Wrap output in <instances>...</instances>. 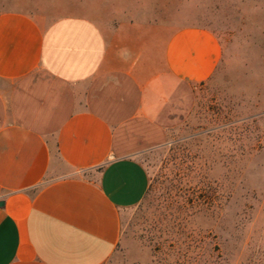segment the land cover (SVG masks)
Masks as SVG:
<instances>
[{"label":"crops","instance_id":"1","mask_svg":"<svg viewBox=\"0 0 264 264\" xmlns=\"http://www.w3.org/2000/svg\"><path fill=\"white\" fill-rule=\"evenodd\" d=\"M56 18L0 11V264H108L122 214L222 46L104 8Z\"/></svg>","mask_w":264,"mask_h":264},{"label":"rangeland","instance_id":"2","mask_svg":"<svg viewBox=\"0 0 264 264\" xmlns=\"http://www.w3.org/2000/svg\"><path fill=\"white\" fill-rule=\"evenodd\" d=\"M98 7L206 28L222 46L167 140L138 154L149 189L122 214L108 264H264V0H0V11L47 18Z\"/></svg>","mask_w":264,"mask_h":264},{"label":"water","instance_id":"3","mask_svg":"<svg viewBox=\"0 0 264 264\" xmlns=\"http://www.w3.org/2000/svg\"><path fill=\"white\" fill-rule=\"evenodd\" d=\"M3 205V203L0 202V207Z\"/></svg>","mask_w":264,"mask_h":264}]
</instances>
